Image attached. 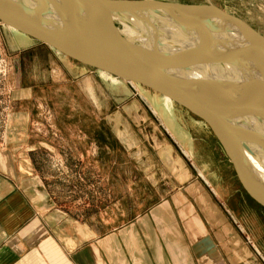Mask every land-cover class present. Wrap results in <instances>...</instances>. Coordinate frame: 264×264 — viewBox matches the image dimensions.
Segmentation results:
<instances>
[{
	"label": "crops",
	"instance_id": "crops-1",
	"mask_svg": "<svg viewBox=\"0 0 264 264\" xmlns=\"http://www.w3.org/2000/svg\"><path fill=\"white\" fill-rule=\"evenodd\" d=\"M20 35L0 23V46L5 43L10 61L18 58ZM1 80L0 264H264V248L256 242L258 232L264 236V214L243 208V197L237 206L224 202L184 115L157 103L150 114L124 121V130L127 122L136 128L143 123V134L139 129L136 137H123L118 124L100 146L96 132L94 144L92 135L89 147L73 151L74 170L90 168L89 197L77 174L74 197H52L34 159L37 149L50 148L36 147L39 131L30 129V113L19 110V77L10 90ZM115 140L120 145L110 143ZM120 153L129 161L119 167ZM232 169L245 198L262 208ZM100 173L105 197H113L103 208L95 190Z\"/></svg>",
	"mask_w": 264,
	"mask_h": 264
},
{
	"label": "water",
	"instance_id": "water-1",
	"mask_svg": "<svg viewBox=\"0 0 264 264\" xmlns=\"http://www.w3.org/2000/svg\"><path fill=\"white\" fill-rule=\"evenodd\" d=\"M45 1L59 13V26L37 7L17 0H0V23L83 67L143 86L188 111L210 129L244 189L264 208V180L249 146L256 144L264 151V136L244 125L248 121L264 124V37L214 6L155 0ZM153 14L192 23L203 30L205 23L216 20L253 46L221 50L206 41L176 59L148 54L121 37L116 19ZM245 63L252 64L256 76L232 84L189 74L194 67L238 68Z\"/></svg>",
	"mask_w": 264,
	"mask_h": 264
},
{
	"label": "rangeland",
	"instance_id": "rangeland-1",
	"mask_svg": "<svg viewBox=\"0 0 264 264\" xmlns=\"http://www.w3.org/2000/svg\"><path fill=\"white\" fill-rule=\"evenodd\" d=\"M155 1L175 5L214 6L244 21L264 37V0ZM127 34L132 35L130 32ZM227 35L230 37L240 36L230 31ZM26 39L21 35L19 36L18 58L12 61L6 58L5 43H1L0 58L4 61L3 67L6 69L7 77L0 76V78H2L4 87L6 86L10 90L16 87L15 81L17 76L19 77L18 87L23 90L17 95L19 110L30 113V129L39 131L34 138L36 147L41 142L50 148L48 150L37 149L34 159L39 172L46 178L52 197H74L76 184L74 177L76 174L77 181L82 177L84 182L83 193L87 192L89 197L90 168L88 167L86 171L83 169L82 174L78 169L74 170L72 164L74 147L79 145L89 147L92 135L93 144L97 139L100 146L105 145L107 137H112L109 131L118 124L123 137H136L139 129L143 134L144 131L141 127L143 123L136 128L132 123L127 122L129 126L127 125L124 130L122 128L123 125H126L124 121H128V117L136 114H150L153 112L152 104L157 106L161 104L163 107L168 105L171 112L185 116L182 119L194 137L197 155L201 156L204 153V162L209 163L206 165L210 168V172L217 176L216 188L222 192L224 197L221 198L224 199V202L237 206L239 203L236 202V199L243 197V208L251 209L252 206L254 211L258 209L264 214L262 206L260 208L256 204L252 205L245 198L248 196L243 189L241 190L230 162L209 128L202 121L168 98L143 86L131 85L105 73L83 67L34 40ZM4 40L6 39L4 38ZM7 43H9L8 38ZM30 90L32 91L30 92ZM3 97H6L5 92ZM150 120L153 121L152 117ZM96 132H98V137L95 139ZM110 143L120 145L116 140L110 141ZM127 158L126 154H117L116 164L120 167L121 161H129ZM117 167L115 173L121 174V170H117ZM133 178L136 179L133 180ZM138 180V175L133 174L132 181L138 182ZM104 182L105 179L100 173L99 186H95V190L98 189L99 199L102 200V203H99L100 208L101 206L102 208L105 207L107 200L110 202L113 199V197H105L106 185ZM85 183H87L86 186ZM103 195L104 197H101ZM118 200L120 197H115V202ZM252 227L255 229V226ZM253 228L252 230H254ZM258 233L260 235L256 242L264 248V236L260 232Z\"/></svg>",
	"mask_w": 264,
	"mask_h": 264
},
{
	"label": "bare ground",
	"instance_id": "bare-ground-1",
	"mask_svg": "<svg viewBox=\"0 0 264 264\" xmlns=\"http://www.w3.org/2000/svg\"><path fill=\"white\" fill-rule=\"evenodd\" d=\"M23 1L30 8L37 7L49 19H54L59 26L57 18L59 13L45 0H17ZM117 28L121 37L139 50L152 55L165 56L168 59H176L190 49L198 48L206 41L223 50L224 47H248L253 46L247 39L236 36H228V31L216 20L205 23V31L192 23H184L178 19L163 16H122L117 18ZM120 25V26H119ZM132 35L129 36L127 33ZM238 38V39H237ZM241 69L242 74L237 70ZM190 76L196 78L222 79L230 84L237 81H245L256 76L251 63L239 64L238 68L226 65L194 67L189 71ZM132 85V84H131ZM244 125L264 136V124L258 121H248ZM256 137H253L255 139ZM254 153L256 167L264 180V151L256 144H249Z\"/></svg>",
	"mask_w": 264,
	"mask_h": 264
},
{
	"label": "built area",
	"instance_id": "built-area-1",
	"mask_svg": "<svg viewBox=\"0 0 264 264\" xmlns=\"http://www.w3.org/2000/svg\"><path fill=\"white\" fill-rule=\"evenodd\" d=\"M4 61L0 58V76H6V69L3 67Z\"/></svg>",
	"mask_w": 264,
	"mask_h": 264
},
{
	"label": "trees",
	"instance_id": "trees-1",
	"mask_svg": "<svg viewBox=\"0 0 264 264\" xmlns=\"http://www.w3.org/2000/svg\"><path fill=\"white\" fill-rule=\"evenodd\" d=\"M199 120V119H198Z\"/></svg>",
	"mask_w": 264,
	"mask_h": 264
}]
</instances>
